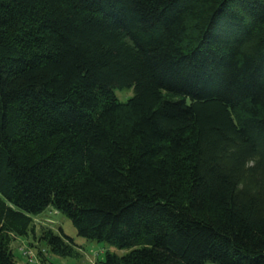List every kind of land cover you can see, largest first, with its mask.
Wrapping results in <instances>:
<instances>
[{
    "label": "trees",
    "instance_id": "1",
    "mask_svg": "<svg viewBox=\"0 0 264 264\" xmlns=\"http://www.w3.org/2000/svg\"><path fill=\"white\" fill-rule=\"evenodd\" d=\"M49 209L102 264H264V0H0V264L77 255Z\"/></svg>",
    "mask_w": 264,
    "mask_h": 264
},
{
    "label": "rangeland",
    "instance_id": "2",
    "mask_svg": "<svg viewBox=\"0 0 264 264\" xmlns=\"http://www.w3.org/2000/svg\"><path fill=\"white\" fill-rule=\"evenodd\" d=\"M114 95L119 102H126L132 97L133 91L132 89L115 90ZM33 224L37 233L42 227L51 229L55 234H60V231H62L65 236L72 239L74 252L77 255L61 257L47 252L43 245L36 242L29 235L27 238L13 242L12 250L17 264H102L105 252L114 253L118 256L125 253V251L116 250L107 244L87 241L78 237L70 221L64 215L51 209L33 217ZM39 250L43 254V257H40L43 262L38 256Z\"/></svg>",
    "mask_w": 264,
    "mask_h": 264
},
{
    "label": "built area",
    "instance_id": "3",
    "mask_svg": "<svg viewBox=\"0 0 264 264\" xmlns=\"http://www.w3.org/2000/svg\"><path fill=\"white\" fill-rule=\"evenodd\" d=\"M25 255V254H24Z\"/></svg>",
    "mask_w": 264,
    "mask_h": 264
}]
</instances>
